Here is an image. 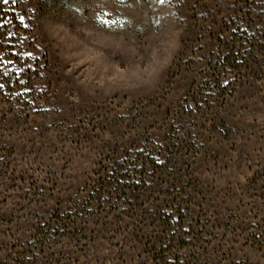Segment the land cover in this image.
Returning a JSON list of instances; mask_svg holds the SVG:
<instances>
[{"label": "rangeland", "instance_id": "rangeland-1", "mask_svg": "<svg viewBox=\"0 0 264 264\" xmlns=\"http://www.w3.org/2000/svg\"><path fill=\"white\" fill-rule=\"evenodd\" d=\"M0 7V264H264V0Z\"/></svg>", "mask_w": 264, "mask_h": 264}, {"label": "trees", "instance_id": "trees-1", "mask_svg": "<svg viewBox=\"0 0 264 264\" xmlns=\"http://www.w3.org/2000/svg\"><path fill=\"white\" fill-rule=\"evenodd\" d=\"M12 6V5H11ZM10 10H5L3 7H0V21L4 25H10L11 23L14 22V9L9 8Z\"/></svg>", "mask_w": 264, "mask_h": 264}, {"label": "snow or ice", "instance_id": "snow-or-ice-1", "mask_svg": "<svg viewBox=\"0 0 264 264\" xmlns=\"http://www.w3.org/2000/svg\"><path fill=\"white\" fill-rule=\"evenodd\" d=\"M3 2L4 3H7L8 2V0H3ZM164 2V0H161V3H163ZM9 35H11L10 33H9ZM7 42V37H5V36H2V35H0V44H3V43H6ZM27 55H31V53H28ZM0 66H2V65H0ZM17 71V75L19 76V74H20V72L22 71V69H17L16 70ZM21 83H24V81H20ZM4 87V85L3 84H0V88H3Z\"/></svg>", "mask_w": 264, "mask_h": 264}]
</instances>
